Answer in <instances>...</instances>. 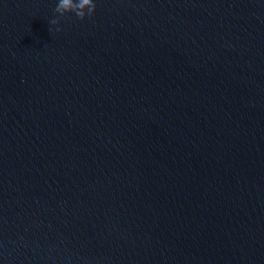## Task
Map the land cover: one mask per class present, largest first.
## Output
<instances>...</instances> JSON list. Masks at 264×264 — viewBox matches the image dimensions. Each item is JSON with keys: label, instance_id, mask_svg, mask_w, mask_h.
Returning <instances> with one entry per match:
<instances>
[{"label": "water", "instance_id": "obj_1", "mask_svg": "<svg viewBox=\"0 0 264 264\" xmlns=\"http://www.w3.org/2000/svg\"><path fill=\"white\" fill-rule=\"evenodd\" d=\"M93 2L0 0V264H264V0Z\"/></svg>", "mask_w": 264, "mask_h": 264}, {"label": "clouds", "instance_id": "obj_2", "mask_svg": "<svg viewBox=\"0 0 264 264\" xmlns=\"http://www.w3.org/2000/svg\"><path fill=\"white\" fill-rule=\"evenodd\" d=\"M95 3L93 0H58L57 6L55 8V13H58L61 17L65 13H74L78 19H84L85 15L91 17L95 11ZM51 24H58L57 19L50 21ZM59 30V29H57Z\"/></svg>", "mask_w": 264, "mask_h": 264}]
</instances>
